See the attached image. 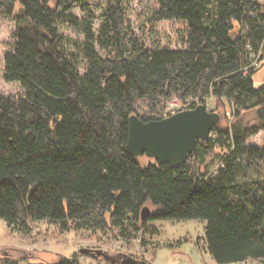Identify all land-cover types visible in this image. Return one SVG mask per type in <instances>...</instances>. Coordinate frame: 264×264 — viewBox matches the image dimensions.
Listing matches in <instances>:
<instances>
[{"label":"trees","instance_id":"obj_1","mask_svg":"<svg viewBox=\"0 0 264 264\" xmlns=\"http://www.w3.org/2000/svg\"><path fill=\"white\" fill-rule=\"evenodd\" d=\"M92 1L0 0V15L15 22L4 78L24 89L0 95V219L141 234L145 248V234L159 233L150 221L203 219L215 262L264 261V142L248 143L264 129V82L253 80L264 57V0H154V21L186 24L178 48L142 46L122 0H104L94 27ZM173 97L191 98V108L227 101L232 119L181 164L143 163L126 149L128 117L163 118ZM248 110L252 124L242 119ZM146 204L153 209L141 220Z\"/></svg>","mask_w":264,"mask_h":264},{"label":"rangeland","instance_id":"obj_2","mask_svg":"<svg viewBox=\"0 0 264 264\" xmlns=\"http://www.w3.org/2000/svg\"><path fill=\"white\" fill-rule=\"evenodd\" d=\"M104 0H93L90 11L97 17L94 27H97L98 16ZM129 31L142 46L146 48H178L183 46L182 39L186 37V24L181 21H154L153 11L156 8L154 0H122ZM16 3V9L19 8ZM73 12L81 15L78 6ZM15 22L11 18L0 15V95L22 97L24 89L18 81H7L4 78L3 54L10 49L13 42L11 31ZM61 31L72 40L81 39V35L61 26ZM255 83L264 82V57L253 74ZM191 98L178 100V104H190ZM208 108L220 114V126H225L232 119L227 101L216 106L212 98L207 103ZM180 106V105H179ZM245 124L255 121L254 112L246 111L242 116ZM264 142V129L248 138L249 144L261 145ZM145 163L149 160L144 155L138 156ZM152 210L153 207H150ZM149 224L155 226L159 233L145 234L149 244L147 248L140 245L141 234L130 239L117 238L115 233L107 229L93 231L78 229L60 231L58 223L36 220L28 221L19 227L8 226L0 219V257H8L7 264H34L49 262L58 256L76 257L80 264H116L110 260L118 254L130 255L144 259L150 264H221L213 260L208 252L204 239L203 219L153 220ZM155 248V249H153ZM223 264H264L261 259L248 258Z\"/></svg>","mask_w":264,"mask_h":264},{"label":"water","instance_id":"obj_3","mask_svg":"<svg viewBox=\"0 0 264 264\" xmlns=\"http://www.w3.org/2000/svg\"><path fill=\"white\" fill-rule=\"evenodd\" d=\"M219 120L220 114L209 109L206 103H197L192 108L160 119L143 120L137 114H131L128 117L126 149L134 157L144 155L161 163L178 165L195 150L199 140L209 137ZM150 214V207L147 204L142 206L141 220ZM114 259L116 264H150L126 254H118ZM114 259L110 257L111 261Z\"/></svg>","mask_w":264,"mask_h":264},{"label":"built area","instance_id":"obj_4","mask_svg":"<svg viewBox=\"0 0 264 264\" xmlns=\"http://www.w3.org/2000/svg\"><path fill=\"white\" fill-rule=\"evenodd\" d=\"M178 103H180V102H178V100L176 98H174V97L171 98L168 101V103H167L166 111H165V116H168L170 114H173V113H175V112H177L179 110L185 109V108H191L190 107V104L181 105V104H178Z\"/></svg>","mask_w":264,"mask_h":264},{"label":"flooded vegetation","instance_id":"obj_5","mask_svg":"<svg viewBox=\"0 0 264 264\" xmlns=\"http://www.w3.org/2000/svg\"><path fill=\"white\" fill-rule=\"evenodd\" d=\"M114 259V258H113ZM115 262V259L113 260Z\"/></svg>","mask_w":264,"mask_h":264}]
</instances>
